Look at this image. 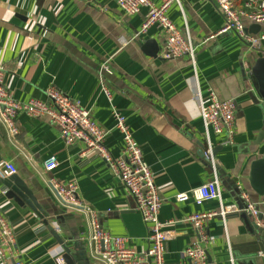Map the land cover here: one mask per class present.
<instances>
[{"label":"crops","instance_id":"obj_1","mask_svg":"<svg viewBox=\"0 0 264 264\" xmlns=\"http://www.w3.org/2000/svg\"><path fill=\"white\" fill-rule=\"evenodd\" d=\"M160 5L162 0H150ZM247 0H238L239 7ZM147 10L128 16L113 0H0V68L4 84L20 102H46L56 86L78 101L107 133L105 148L121 157L122 137L116 129L111 104L101 90L100 76L112 91L113 105L127 120L143 159L150 167L163 200L159 221L170 239L165 264H181L183 253L197 242L188 218L218 212L217 201L198 206L193 191L219 180L222 203L232 207L225 217L208 224L214 240L206 247L212 264H264V238L245 214L241 191L259 202L249 178L254 161L264 158V98L252 72L264 59V44L248 47L232 33H222L224 18L211 0H180L168 18L197 48L196 64L188 58L163 61L165 35L151 27L138 40ZM247 31L252 24L244 19ZM264 33V27L257 33ZM128 43L121 46L119 38ZM158 46L156 56L145 48ZM110 60L111 73L102 72ZM214 91L237 107L235 136L207 132L199 99ZM18 136L9 139L0 124V164H12L46 215L7 196L0 178V207L16 237L15 249L0 254V264H56L53 251L64 245L76 264H98L82 238L89 218L62 209L45 186L44 163L56 157L53 176L78 185V196L98 214L105 231L128 240L127 247L144 252L148 229L129 192L110 167L96 154L82 155L79 143L66 145L47 118H17ZM212 146L206 163L204 153ZM239 187L242 190H239ZM186 193L189 200L178 202ZM56 226L60 232L55 230Z\"/></svg>","mask_w":264,"mask_h":264},{"label":"built area","instance_id":"obj_2","mask_svg":"<svg viewBox=\"0 0 264 264\" xmlns=\"http://www.w3.org/2000/svg\"><path fill=\"white\" fill-rule=\"evenodd\" d=\"M128 16H134L143 9L147 10L146 19L140 33L133 37L138 40L151 27H159L165 35V45L160 54L163 61L188 58L196 64L197 48L189 37L182 32L168 18L169 9L174 4L180 5V0H162L160 5L150 0H113ZM224 18L222 33H232L240 41L252 49L264 44V33L251 34L244 25V19L250 24L264 26V0H247L239 7L238 0H211ZM118 43L124 46L128 41L119 38ZM110 60L102 65V72L111 73ZM5 72L0 68V124L9 139L19 134L17 118L26 115L30 118H47L55 127L66 145L81 144L82 155L96 154L120 179L135 203L136 210L142 216L148 229L149 247L144 252H137L127 247L128 240L111 236L100 223L99 216L88 205L79 199L78 185L74 182L63 183L58 181L53 173L59 163L56 157H50L44 163L47 175L44 180L53 200L65 210L72 211L89 218V226L82 241L86 243L91 258L98 264H165V244L170 239L164 232V225L159 221V213L163 204L160 193L155 185L154 175L143 159L140 146L135 141L127 120L113 105L112 91L107 87L100 76L101 90L111 104L112 116L116 122V129L122 137L121 157L114 159L105 148L107 133L104 128L84 109L78 101L71 99L56 86H51L47 92V101L20 102L16 100L4 84ZM202 123L207 135L212 131L215 135H227L226 144H232L235 136L237 107L233 100H222L214 92L206 100L199 99ZM212 146L209 145L204 153L206 161H211ZM17 173L12 164H0V178L10 177ZM239 190H242L239 187ZM246 202L245 214L253 224L264 232V197L259 202H253L250 196L241 191ZM192 197L198 206L217 201L220 210L217 212L197 213L188 218L192 224L197 242L192 244L183 253L181 264H212L209 261L206 247L214 240L208 233V224L217 217L225 218L232 207H225L222 203L219 180L214 179L196 189ZM178 202H186L189 195H177ZM55 230L60 232L56 226ZM16 247V237L12 227L0 207V254L4 256L6 250ZM56 264H66L64 249L53 251ZM16 264H22L21 262Z\"/></svg>","mask_w":264,"mask_h":264},{"label":"water","instance_id":"obj_3","mask_svg":"<svg viewBox=\"0 0 264 264\" xmlns=\"http://www.w3.org/2000/svg\"><path fill=\"white\" fill-rule=\"evenodd\" d=\"M264 26L253 24L250 28L249 33L257 34L259 33ZM145 48L149 49L152 56H156L158 52V46L155 42H148L145 45ZM252 76L258 83V90L262 98H264V59H260L257 62L256 67L252 72ZM206 163H210V161H206ZM3 185L8 189L7 196L9 198L14 199L19 205L26 206L30 208L34 213L38 214V216L43 219L46 217L43 209L39 207L36 199L33 196V193L28 189L26 184L18 179L16 176L12 175L10 177L1 179ZM250 186L252 190L261 198L264 197V158L256 160L251 165L250 178H249ZM251 227L259 233V236L263 239L264 232L259 229L254 224ZM58 243L64 249V260L66 264H76L74 257L71 254V251L68 249L66 245H64L63 240L59 236H55Z\"/></svg>","mask_w":264,"mask_h":264}]
</instances>
